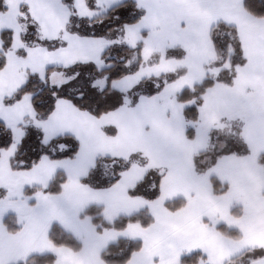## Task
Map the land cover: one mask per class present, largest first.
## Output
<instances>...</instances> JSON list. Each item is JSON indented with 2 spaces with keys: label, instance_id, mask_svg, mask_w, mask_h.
I'll return each instance as SVG.
<instances>
[{
  "label": "snow or ice",
  "instance_id": "obj_1",
  "mask_svg": "<svg viewBox=\"0 0 264 264\" xmlns=\"http://www.w3.org/2000/svg\"><path fill=\"white\" fill-rule=\"evenodd\" d=\"M0 264H264V0H0Z\"/></svg>",
  "mask_w": 264,
  "mask_h": 264
}]
</instances>
